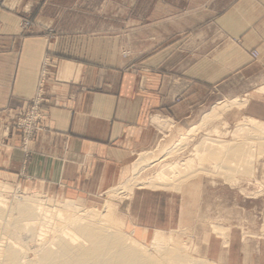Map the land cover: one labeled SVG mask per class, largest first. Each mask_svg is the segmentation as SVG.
Here are the masks:
<instances>
[{
  "label": "rangeland",
  "instance_id": "obj_1",
  "mask_svg": "<svg viewBox=\"0 0 264 264\" xmlns=\"http://www.w3.org/2000/svg\"><path fill=\"white\" fill-rule=\"evenodd\" d=\"M159 2L165 6L160 13L157 11ZM168 4L179 10L178 18L173 23L165 21L157 25V16H169ZM189 4L190 0H37L33 11L19 15L22 35L42 36L48 46L38 67L35 95L30 104L19 111L0 109V138L6 139L15 131L23 153L20 174L0 172L2 204L9 208L19 196H34L46 205L50 203V219L55 217V210L62 208L66 209L64 212L70 211L66 212L69 217L81 213L68 203L85 211H95L97 217L135 238L160 261L163 253L170 250L172 253L175 249L174 252L178 250L203 264H264V139L233 133L244 120L238 111L245 108L248 94L254 89L264 93V86L254 88L251 79L233 78L221 88L210 86L216 89L213 88L205 104L197 103L195 115L184 122L154 112L151 118L156 130L153 144L134 152L126 173L107 190L96 192L76 189L73 185L66 189L55 188L31 181L26 173L32 158L31 146L46 128L50 116L48 100L55 93L57 83L63 81L58 71L61 61L115 68L117 79L130 72L136 86L142 89L149 86L148 79L152 80L147 75L155 71V61L151 58L155 57L157 49H163L165 57H170L173 51V58L178 60L180 86L187 85L189 71L201 81L211 72L215 79L219 77L220 73L213 71L215 67L209 64L207 56L216 51L221 40L242 46L241 37H232V30L221 28H235L239 21L235 16L213 14L203 25L201 16L186 14ZM238 4L242 6L244 23L264 25V0H213L220 12L235 10ZM49 7L52 8L48 12ZM187 27L189 29H184ZM249 54L253 60H260L262 50L253 48ZM170 65L169 60L165 68ZM167 75H171V70ZM224 91L228 94L226 98ZM34 99L41 103L39 109L31 113L29 106ZM182 101V96L174 100L175 103ZM219 102L223 104L210 110ZM212 110L217 115L222 112L221 116L208 115ZM187 130L191 132L182 139ZM206 138L237 140L228 156L245 146L249 150L240 157V164L228 163L230 171L225 175L217 161L206 158L203 153L195 155L196 145ZM144 152V165L138 169L136 165ZM171 163L186 165L172 173L165 183L143 184L154 180L157 172ZM130 179L142 184H127ZM61 222L54 218L50 225L53 229L62 226ZM45 233L50 236L51 231ZM25 239L34 252L36 241ZM166 247L170 250L165 251Z\"/></svg>",
  "mask_w": 264,
  "mask_h": 264
},
{
  "label": "crops",
  "instance_id": "obj_2",
  "mask_svg": "<svg viewBox=\"0 0 264 264\" xmlns=\"http://www.w3.org/2000/svg\"><path fill=\"white\" fill-rule=\"evenodd\" d=\"M36 4L37 0H2L0 5L1 110L19 111L27 107L35 95L38 67L48 44L39 35L23 36L19 15L33 11ZM158 6L160 13L165 6L161 2ZM166 7L171 12L166 18L157 16V25L165 21L173 23L178 18L179 10L173 4ZM218 8L213 0H190L185 11L188 15L201 16L203 25L213 14L235 16L239 21L235 28H221L232 30V37H241L242 46H234L231 40L225 43L221 40L216 51L207 56L209 64L215 67L212 70L220 73L217 79L211 72L201 81L189 71L187 85L180 86L178 60L173 58V51L170 57H165L163 49H157L155 57L151 58L155 61V71L147 75L152 80L148 79L149 86L142 89L136 86L130 72L117 79L115 68L61 61L58 71L63 81L57 83L55 93L48 100L50 116L46 128L31 146L32 158L26 166L30 180L61 189L73 185L76 189L88 188L96 192L107 190L126 173L134 152L153 144L156 130L151 118L154 112L184 122L195 115L197 103L205 104L213 88L216 89L210 87L212 85L221 88L231 79L240 77L253 80L254 88L263 87L264 25L244 23L241 4L231 11L220 12ZM160 42L158 39L157 43ZM253 48L262 50L260 60L250 57ZM169 60L171 65L165 68ZM168 70L171 75H167ZM209 79L215 80L208 82ZM250 93L245 108L237 113L264 122V93L259 89ZM177 96H182L183 101L175 103ZM223 96H228L226 91ZM219 104L223 102L210 110ZM22 161L19 137L12 130L9 137L0 138V172L20 174Z\"/></svg>",
  "mask_w": 264,
  "mask_h": 264
},
{
  "label": "bare ground",
  "instance_id": "obj_3",
  "mask_svg": "<svg viewBox=\"0 0 264 264\" xmlns=\"http://www.w3.org/2000/svg\"><path fill=\"white\" fill-rule=\"evenodd\" d=\"M221 113L218 112V115L221 116ZM212 114L219 117L215 110L208 112V115L213 116ZM190 132V130H187V133H183L182 139L187 137ZM233 133L240 136L245 134L244 136L250 135L256 139H264V122L252 117H244V120L238 123ZM252 139L254 140V138ZM236 141L235 139L206 138L202 144L196 145L194 152L195 155L203 153L206 158L217 161V165L223 166L226 175L230 171L228 163H239L241 161L240 157L247 153L246 150H249V147L245 146L236 149L233 156H228V152L234 150ZM140 155L138 165H136L138 169L144 165L142 163L145 161L146 152ZM147 157L152 160L149 156ZM184 165L186 164L171 163L166 165L157 172L154 180L143 184L165 183L172 173H176V170ZM134 173L136 174V172ZM129 183L142 184L139 181L135 182L133 179H130L127 184ZM2 196L0 194V264H203L202 261L190 258V255L180 254L178 250L174 252L175 249L172 253H169L171 250H167V247L163 249L169 252H162L163 256H161L162 260L160 261L148 251L149 249L146 250V246L145 248L138 244L135 238L113 229L103 219L97 217L95 211H85L68 203L72 209L74 208L81 213H73L69 217L66 212L69 213L70 211L64 212L66 209L63 211V208L56 211L53 207L56 215L50 219L48 218L50 214L48 212L51 211L49 209L51 205L47 203V206L46 202L44 203L40 198L19 196L8 208L2 204ZM54 218L60 219L63 225L61 224L62 226L52 229L50 223ZM48 228L51 229L50 236L45 233L50 232ZM25 238L36 241L37 245L34 244L36 245L34 252L30 250V245L24 241Z\"/></svg>",
  "mask_w": 264,
  "mask_h": 264
},
{
  "label": "built area",
  "instance_id": "obj_4",
  "mask_svg": "<svg viewBox=\"0 0 264 264\" xmlns=\"http://www.w3.org/2000/svg\"><path fill=\"white\" fill-rule=\"evenodd\" d=\"M40 103L41 102L39 100H37V99L33 100L32 105L29 106V109H31V113H34V112H36L39 109ZM35 120H36V118H35Z\"/></svg>",
  "mask_w": 264,
  "mask_h": 264
}]
</instances>
